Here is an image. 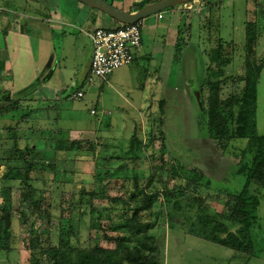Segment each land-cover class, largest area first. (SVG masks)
Wrapping results in <instances>:
<instances>
[{
  "label": "rangeland",
  "instance_id": "obj_1",
  "mask_svg": "<svg viewBox=\"0 0 264 264\" xmlns=\"http://www.w3.org/2000/svg\"><path fill=\"white\" fill-rule=\"evenodd\" d=\"M8 1L11 7L20 13L37 17L46 15L51 1L66 5L68 0ZM149 1L151 0L143 4ZM112 2L114 0H109L110 4ZM217 2L190 0L162 12V19H158L157 14L142 20L140 26L144 35V46L140 57L133 65L117 70L106 79H98L94 84L90 83V73L85 76L92 43L85 45L87 60L81 61L83 65L79 63L83 50L81 45H77L76 49L69 47L71 53L67 60L61 57L59 51V58L63 59L58 61L59 67L67 68V85H64L66 92L60 96L58 102L49 106H36L41 108L35 115L39 119L31 118L29 123H21L20 126H17V123L25 116V112L20 113V116L15 115L13 121L0 117V129L7 123L19 130V145L22 151H26L27 147L37 146V150L41 151L49 162L61 163L67 155L65 149L55 155L56 145L49 144L45 139L55 131L63 142V148L74 141H82L85 151L81 152L80 161L71 163L70 169L64 175L34 171V179L31 182L35 189L33 200L38 201L43 212L48 211L52 219H43L39 213L33 215L32 209L27 205L22 207L25 215L12 208L11 227L8 231L12 234V251L0 252V264H41L37 262L39 259L32 256L28 246L31 229L43 231L45 239L49 234L45 232L53 230L52 239L54 244L58 245V219L63 215H71L67 204L61 207L62 201L75 199L84 190L98 191L100 195L94 200L98 213L83 218L79 225V242L82 245H88L93 239L103 247L114 248L115 239L120 232L111 228L110 223L133 217L134 211L129 210V204L123 201H128L137 192V203L143 198L139 191H146L159 195L153 202V207H144L140 215L142 222L153 225L151 233L163 252V264H264V189L256 185L252 187V192L261 198L262 204L259 210L260 220L254 229L258 257L251 259L189 235L186 229L192 221L183 219L187 218L184 212L178 213L181 215H178L180 219L173 217L172 204L170 205L166 198L169 193L176 197L184 194L181 198L185 201L201 197L207 199L212 211L222 212L225 205L232 200V196L238 194L246 183V176L238 174L237 171L241 153L247 147L248 140H235L227 151L223 150L211 138L206 125H201L202 111L197 93L203 87L207 104L211 95L209 81H221L223 99L243 93L248 21L260 23L256 50L258 59L264 58V0H221L220 5L211 10L213 3ZM128 4L127 1L121 3L120 9L125 12L135 9ZM33 23L36 29L32 28L31 31L38 35L43 28L41 22L36 20ZM219 39L225 42V58L232 62L224 68V76L218 74L219 69L212 63L211 58ZM179 40L182 51L178 61L176 45ZM72 79L77 80V86L73 85L76 81ZM52 82L64 84V81ZM78 92H83L85 97L74 98ZM162 99L167 100L163 129L157 119ZM257 121L259 134L264 136V71L259 84ZM32 127L35 128L36 134L30 131ZM162 130L167 135L166 144ZM0 131V229H3L6 227L2 218L5 214L3 210L8 205V196L11 195L13 201L18 199L19 191L25 187L22 183L25 174L17 172L14 181L4 180L9 163L16 164L9 158L15 155L10 153L15 142L5 134L6 132ZM146 144H149V148ZM94 147L96 149L92 152ZM94 153L105 172L100 178L95 174L100 169L93 158ZM112 155L115 157L110 162L105 160ZM122 165H126V171L112 170L119 169ZM173 165L187 166L189 171L191 168L200 170L206 176L204 184L193 182L195 177L186 174L187 172L179 171L177 175L172 173L171 177ZM108 169L113 171L112 175L107 176ZM137 175H144L147 180L138 181V187L132 179L125 181L126 177ZM206 182L210 183L211 188H207ZM115 198L118 201L110 200ZM141 203L137 207H143L144 204ZM226 210L228 214L229 210ZM73 217L79 221L77 214L74 213ZM120 236L129 239L127 234L120 233ZM130 242L133 245V240ZM233 255L244 258L232 261ZM40 260L47 262L45 256H40Z\"/></svg>",
  "mask_w": 264,
  "mask_h": 264
},
{
  "label": "trees",
  "instance_id": "obj_2",
  "mask_svg": "<svg viewBox=\"0 0 264 264\" xmlns=\"http://www.w3.org/2000/svg\"><path fill=\"white\" fill-rule=\"evenodd\" d=\"M152 1L147 2V4ZM216 1L218 2L213 3L211 10L220 5L221 0ZM147 4H138L135 6V10L138 11ZM259 24L254 21H248L246 23V74L243 93L241 95L233 94L223 99L220 89L222 85L221 81H209L211 95L208 98L207 104L203 96V87L199 91L201 100L199 101L197 98L202 111L201 125H206L211 138L223 150L227 151L235 140H248L247 147L241 153L237 171L238 174L246 176L244 188L238 194L232 196V200L225 205V210L222 212L212 211L207 204V199L201 197H194V199H187L185 201L181 198L184 197V194H181V197H176V195L170 193L166 195L167 202L170 205L172 204L174 213L171 215L178 218V213L184 212L187 218L182 216L183 219L192 221L189 228L186 229L189 235L238 252L247 259L258 257L254 229L260 220L259 210L262 204L261 198L252 192V187L256 185L264 189V136L259 134L257 121L259 84L262 72L264 71V58L258 59L256 50L260 33ZM119 25L121 24L119 23ZM216 30L218 32L219 27ZM224 43L223 39H219L211 55L212 63L218 67V74L221 76L225 74L224 68L232 63L231 60L224 56ZM176 48L178 51L176 60L179 61L182 51L180 40ZM209 72H211V69H209ZM20 104V101H12L10 96L6 97L4 103L0 101V117H8L11 114L15 115V113L17 114V112L22 111L23 108H21ZM166 107L167 100L162 99L160 101L159 115L157 118L162 125V129L165 125L164 114ZM31 118L33 120L39 119L38 116L31 117L30 114H25L24 117L20 118L17 126H20L21 123H29L32 120ZM11 120L13 121V118ZM0 130L6 132L5 134L15 142L13 149L10 150V153L15 155L9 158H11L10 161L16 164L11 165L9 163V170L5 174L4 180L7 182L14 181V175L17 172L25 174V179L22 181L25 187L19 191L20 195L18 199L13 201L11 195H9L7 199L8 205L4 207L3 211H5V214L10 213V219H12V208L25 215L22 207L27 205L32 209L33 215L39 213L43 219L51 220L50 213L48 211L43 212L40 208V203L33 200L35 189L31 185L34 179L32 174L34 171H43L55 175H59L60 173L64 175L70 169L71 163L80 161L81 152H85L83 150V142L74 141L71 145L63 148V142L59 140L56 131L50 137L49 135L45 137L49 144L56 145L55 155L63 149L67 151V155L63 157V161L61 163H55V161H47L42 152L37 150V146L27 147L26 151H22L19 145V140L21 139L18 136V129L6 123ZM30 131L36 134L34 127L30 128ZM162 134L166 144L168 140L167 135L164 131ZM151 142L150 140L149 143L151 144ZM146 145L149 148V144ZM163 146L165 145L163 144ZM95 149L94 147L92 152ZM92 152H89V154H92ZM114 157L112 155L105 160L110 162ZM93 158L95 159L97 167L99 166L100 169L95 174L100 178L105 175L104 169H102L101 163L97 160L96 153L93 154ZM20 165L23 167H19ZM125 166L122 165L119 169L112 170L123 172L126 171ZM175 167L173 165L172 172H170L171 177H173L172 173L177 175L179 171L187 172L186 174L195 177L193 182L196 181L199 185H202L204 178H206L196 168H191V171H189L186 168L187 166L179 165ZM112 170L108 169L106 171L107 176L113 174ZM131 179L136 181L137 186L138 181H146L147 177L137 175L134 177H126L125 181H130ZM205 185H207L208 189L211 188L209 182H206ZM139 192L143 195L141 201L135 202L137 200V192L128 201H123V203L129 204V210L134 211L133 217L130 216L125 218L124 221H112L110 223L111 228H115L120 233L129 235V239H125L119 233V236L115 239L116 246L114 248L103 247L98 241L93 239H91L88 245H82L79 242L81 235L79 225L83 218L98 213L94 205V200L100 195L98 191L89 192L84 190L76 197L77 199L62 201L61 207L63 208L64 204H67L66 207L69 208L71 215H63L58 219V245H55L52 239L53 230L45 232L46 234L49 232L48 238L45 239L43 231L34 228L31 229V240L28 246L32 252V256L39 259L37 262L41 264H163V252L155 236L151 233L153 225L142 222L140 215L144 207H149L148 209L153 207V202L159 195L150 194L146 191ZM106 198L109 199V197ZM110 200L113 202L118 201L117 198ZM140 203L145 206L137 207ZM187 209L189 210L187 211L188 214L186 212ZM226 209L229 210L228 214L226 213ZM107 210L105 209V211ZM74 213L78 215V222L73 217ZM108 216L110 218V215ZM179 216L181 217V215ZM3 221H5L4 218ZM51 224L53 225V222ZM11 238V232L5 233V228L0 229V252L12 251L10 247ZM131 240H133V245L130 242ZM40 256H45L47 262H42Z\"/></svg>",
  "mask_w": 264,
  "mask_h": 264
},
{
  "label": "crops",
  "instance_id": "obj_3",
  "mask_svg": "<svg viewBox=\"0 0 264 264\" xmlns=\"http://www.w3.org/2000/svg\"><path fill=\"white\" fill-rule=\"evenodd\" d=\"M126 1L130 7L135 8L147 0H114L111 4L120 9L121 3L124 4ZM49 4L51 5L46 9V15H37V18L35 15L30 16L24 12L20 13L16 8L13 9L8 0H0V101L4 103L9 96L14 102L20 101L23 110L15 113L18 116L25 112L34 117L41 109L36 106L42 104L49 106L53 102H58L60 96L65 94L67 68L59 67L58 61L63 60L59 58V51L61 57L67 60L71 53L69 47L73 46L76 49L77 45H81L83 50L79 63L84 62L87 60L85 45L92 43L90 35L100 28L119 26L103 12L75 0H68L66 5L52 1ZM136 11L134 9L131 12ZM36 20L41 22L43 27L38 35L31 31L35 28L33 22ZM140 52L135 62L140 57ZM88 56L85 76L91 71L93 43ZM52 81H64V84ZM72 81H76L74 86L78 85L77 80ZM15 115L11 114L4 118H16ZM242 258L244 257L233 255L232 261H239Z\"/></svg>",
  "mask_w": 264,
  "mask_h": 264
},
{
  "label": "built area",
  "instance_id": "obj_4",
  "mask_svg": "<svg viewBox=\"0 0 264 264\" xmlns=\"http://www.w3.org/2000/svg\"><path fill=\"white\" fill-rule=\"evenodd\" d=\"M158 17L162 19L163 13L158 14ZM90 37L93 43L91 84L98 79L108 78L125 66L132 65L144 46V35L140 24L100 28ZM73 97L84 98L85 95L83 92H78Z\"/></svg>",
  "mask_w": 264,
  "mask_h": 264
},
{
  "label": "water",
  "instance_id": "obj_5",
  "mask_svg": "<svg viewBox=\"0 0 264 264\" xmlns=\"http://www.w3.org/2000/svg\"><path fill=\"white\" fill-rule=\"evenodd\" d=\"M84 5L92 7L96 10L103 12L110 18L119 22L122 25H134L140 23L142 20L156 16L159 13L172 9L180 4L188 2L190 0H153L151 3L147 4L140 10L136 12H125L122 9L115 7L105 0H75ZM197 98L200 101L201 95L198 92ZM6 227L5 233L9 231L11 227L10 213H6L3 216Z\"/></svg>",
  "mask_w": 264,
  "mask_h": 264
}]
</instances>
